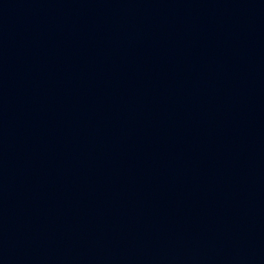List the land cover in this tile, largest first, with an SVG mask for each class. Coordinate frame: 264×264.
Returning <instances> with one entry per match:
<instances>
[{
    "label": "water",
    "instance_id": "obj_1",
    "mask_svg": "<svg viewBox=\"0 0 264 264\" xmlns=\"http://www.w3.org/2000/svg\"><path fill=\"white\" fill-rule=\"evenodd\" d=\"M0 264H264V0H0Z\"/></svg>",
    "mask_w": 264,
    "mask_h": 264
}]
</instances>
